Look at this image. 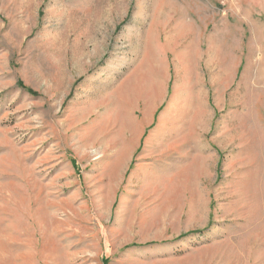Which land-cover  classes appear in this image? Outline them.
<instances>
[{"label":"rangeland","instance_id":"rangeland-1","mask_svg":"<svg viewBox=\"0 0 264 264\" xmlns=\"http://www.w3.org/2000/svg\"><path fill=\"white\" fill-rule=\"evenodd\" d=\"M0 264H264V0H0Z\"/></svg>","mask_w":264,"mask_h":264}]
</instances>
